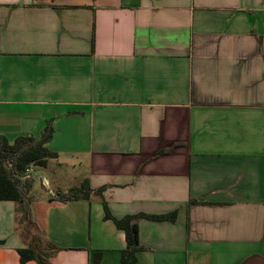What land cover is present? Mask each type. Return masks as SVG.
I'll return each mask as SVG.
<instances>
[{
	"label": "crops",
	"instance_id": "crops-1",
	"mask_svg": "<svg viewBox=\"0 0 264 264\" xmlns=\"http://www.w3.org/2000/svg\"><path fill=\"white\" fill-rule=\"evenodd\" d=\"M47 121L32 219L52 264H124L103 198L178 211L137 220L135 264H264V0H0V136ZM86 179L102 196L50 199ZM21 215L0 201V264L32 241Z\"/></svg>",
	"mask_w": 264,
	"mask_h": 264
},
{
	"label": "trees",
	"instance_id": "trees-1",
	"mask_svg": "<svg viewBox=\"0 0 264 264\" xmlns=\"http://www.w3.org/2000/svg\"><path fill=\"white\" fill-rule=\"evenodd\" d=\"M54 133L52 121H47L40 137L33 135L19 136L10 142L0 136V201H13L19 206L22 215L21 223L28 236L31 238L29 246L19 248L20 261L22 264L28 261H35L38 264H52L48 256L42 252L34 232V222L32 219V197L30 193L35 184V176H27V169L32 166L43 165L48 159L57 158V152H53L46 144L51 140ZM103 188L93 189L89 179L81 185L72 187L67 191H57L51 195L50 199L59 202H69L78 199H90L92 193L96 192L102 196ZM104 207V219L112 220L116 227L126 234L127 246L122 253L124 264H135L138 261L137 253L143 246L139 239V226L137 220L147 218L153 221H175L178 211L165 214L138 213L126 215L124 217L115 216L107 201L102 200ZM55 246L57 249L61 247Z\"/></svg>",
	"mask_w": 264,
	"mask_h": 264
},
{
	"label": "rangeland",
	"instance_id": "rangeland-1",
	"mask_svg": "<svg viewBox=\"0 0 264 264\" xmlns=\"http://www.w3.org/2000/svg\"><path fill=\"white\" fill-rule=\"evenodd\" d=\"M54 166H57V165L55 163H52L50 165V168L52 169V168H54ZM35 167H36V165H35ZM42 170H43V168H41V166L37 167L36 175H35V184H34V187L31 191V193H30V196L32 197V199H36V198L40 197L41 195L48 193V191L45 190V187H46L45 182H46V178L50 179V176H49V174L51 175V173L49 172L50 169L46 170L47 172L45 171V173ZM41 174H43L46 178L42 179L40 177ZM53 189H55V188L53 187ZM54 191H56V190H51V192H54Z\"/></svg>",
	"mask_w": 264,
	"mask_h": 264
},
{
	"label": "built area",
	"instance_id": "built-area-1",
	"mask_svg": "<svg viewBox=\"0 0 264 264\" xmlns=\"http://www.w3.org/2000/svg\"><path fill=\"white\" fill-rule=\"evenodd\" d=\"M32 174V167H29L27 169V176H30Z\"/></svg>",
	"mask_w": 264,
	"mask_h": 264
}]
</instances>
